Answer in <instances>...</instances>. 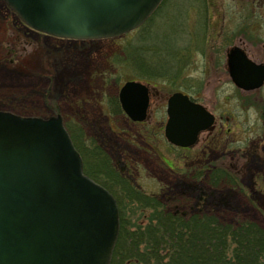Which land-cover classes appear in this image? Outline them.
<instances>
[{"label":"rangeland","instance_id":"374dc122","mask_svg":"<svg viewBox=\"0 0 264 264\" xmlns=\"http://www.w3.org/2000/svg\"><path fill=\"white\" fill-rule=\"evenodd\" d=\"M172 1H165L160 13L149 24L151 27L157 25L161 30L160 16L164 10L168 14L176 8L174 0L166 9ZM182 2L184 8L189 2L192 4L186 17L173 16L184 23L181 26L184 31L178 34L175 42V47L181 50L177 54L180 55L178 65L184 67L175 66L178 71L173 78L159 79L162 75H155V79L147 80L152 84L153 103L143 124L147 128L144 130L140 124H132L125 115L109 113L107 105V99L117 94L126 80H146L144 73H135L134 66L119 62L125 58V50L135 43V36L128 33L85 41L52 38L24 27L0 0V110L42 119L60 115L66 129L71 132L73 129L80 135L83 151L99 145L102 151L99 146L97 149L111 161L110 166L113 167L112 162L118 167L124 166L127 174L124 179L148 194H159L164 185L174 189L181 187L180 175L162 161L167 158L174 162L181 156L168 146L161 128L166 120L165 98L175 90L195 92L199 102L215 115V124L200 135L198 146L187 154L202 156L205 153L207 156L211 152L217 156L213 162L222 165L220 162L227 159L222 156L223 151L227 153L239 147L240 151L253 140L263 143L264 84L252 91L240 90L231 82L225 63L226 50L234 45L241 47L253 61L264 62V0ZM200 9L206 11L207 31L199 43L193 38L196 34V38L201 39ZM143 32L150 33L148 28ZM203 142L207 147L202 146ZM99 180L104 182L102 177ZM197 181L202 193L208 194L205 202L209 204L208 209L222 189L211 190L210 180L204 176ZM187 190L188 195L182 197L186 207L195 203L199 196L191 188ZM227 205L240 210L238 215L242 218L264 225L261 215L242 196L227 197L226 208L215 210L221 218L235 216ZM123 207L129 214L131 204L127 202ZM261 262L264 264V255Z\"/></svg>","mask_w":264,"mask_h":264},{"label":"water","instance_id":"95a60500","mask_svg":"<svg viewBox=\"0 0 264 264\" xmlns=\"http://www.w3.org/2000/svg\"><path fill=\"white\" fill-rule=\"evenodd\" d=\"M161 0H6L29 27L58 37L105 38L140 25ZM226 69L244 90L264 81V63L238 46ZM148 89L128 80L122 109L143 120ZM164 134L191 145L213 115L181 92L167 99ZM118 233L112 195L81 171L78 153L59 117L23 118L0 111V264H109Z\"/></svg>","mask_w":264,"mask_h":264},{"label":"trees","instance_id":"16d2710c","mask_svg":"<svg viewBox=\"0 0 264 264\" xmlns=\"http://www.w3.org/2000/svg\"><path fill=\"white\" fill-rule=\"evenodd\" d=\"M165 1L162 0L154 13L131 33L136 41L127 51L125 50V58L119 61L125 62L128 67L134 66L137 69H134L135 73L138 75L144 73L146 79L150 80L155 79L153 78L155 75H162L163 78L159 79L173 78L178 71L175 70V66H181L182 69L184 67L178 65L180 55L177 54L181 50L175 47V42L179 39L178 34L184 31L181 27L184 23L173 16L178 18L181 14L186 17L192 4L189 2L184 8L182 0H179L180 3L176 0V8L171 9L168 14L164 10L160 16L162 26L159 31L157 25L151 27L149 24L160 13ZM173 3L174 0L166 9ZM200 11L199 15H202L203 19V22L199 21L201 39H197L196 34L193 38L199 43L202 42L204 31H207L206 11L204 9ZM146 28L150 33H141ZM110 101L118 106L114 96L110 97ZM68 132L82 156L84 172L105 186L114 195L118 205L119 230L109 264L262 263L264 226L242 218L237 213L231 216L232 219H224L215 211L226 208L227 181L222 173L215 172L213 180L209 181L211 190L222 189L216 202L210 203L209 210L206 209L209 204L205 203L207 193H203L195 203L182 209L184 203L179 196L142 192L124 179L123 166L118 167L113 162V167L110 166L111 161L102 154L99 145L100 148L96 147L101 151L93 148L85 152L80 145V135L73 129L72 132L68 129ZM201 175L198 174V177ZM99 177H102L104 182L100 181ZM108 183L117 189L111 188ZM198 191L202 193L200 188ZM127 202L131 204L129 214L123 207Z\"/></svg>","mask_w":264,"mask_h":264},{"label":"flooded vegetation","instance_id":"af4514ba","mask_svg":"<svg viewBox=\"0 0 264 264\" xmlns=\"http://www.w3.org/2000/svg\"><path fill=\"white\" fill-rule=\"evenodd\" d=\"M146 84L149 86V96H148V109L147 113L148 116L146 120L144 121H138L134 122L131 121L132 124H140L142 125L143 129L146 130L147 128L144 123H146L149 115L150 110L152 106V89H151V83L146 82ZM115 98L117 99L118 94L115 93ZM190 99L195 101V97L192 95H189ZM168 97V95H167ZM167 97L165 98V109H166V103H167ZM107 99V105H108V111L111 114H115L116 116L119 114H123L120 103L118 102V106L112 104V102ZM198 102V100H196ZM166 116V114H165ZM215 124H212V126ZM212 126L209 128L211 129ZM162 131L163 127L161 126ZM207 129V130H209ZM150 130V129H149ZM152 130V129H151ZM207 130H204L200 132L197 136V139L195 143L189 147H175L172 145H169L171 149L176 150V152H179L181 156H178L174 162L168 160L167 158H163L162 161L166 164V166L171 170L177 173V175H180L179 177V183L181 185L180 188H170L167 185H164L160 188L159 194H163V196L168 195H177L180 197V200L183 201L184 205H182L183 208H187L185 205V200L182 197H185L188 195L189 190H196L198 187V174H202L201 176H204L207 179L213 180V176L215 175V172L218 174L222 173L224 175V179L227 181V193L228 196L231 195H238L239 197L242 196L244 201H247L250 203V205L256 210L259 215H261L262 219L264 220V158L262 155L264 154V142H260L257 140H253L252 142L247 143L248 146L241 148L240 147L237 150L234 151H227L225 153L222 152V156H227V159H223L220 163L222 165H217L213 162V160L216 159L211 152L205 155V153L202 156H191L190 154H187L192 149L196 148L198 145L199 137L202 133L206 132ZM144 138V135H142ZM228 143V142H226ZM197 145V146H196ZM203 147H207L206 143H202ZM226 147V145H225ZM167 159V160H166ZM174 165V166H172ZM172 186H176V184H172ZM203 192V191H202ZM199 197L203 196V193L197 192ZM227 196V197H228ZM227 208L231 210L233 213L239 214L240 210L232 209L231 205H227ZM241 217V216H240ZM231 218V217H230ZM232 219V218H231ZM251 221V220H250ZM256 222V221H253ZM260 226H264L261 223L256 222Z\"/></svg>","mask_w":264,"mask_h":264}]
</instances>
